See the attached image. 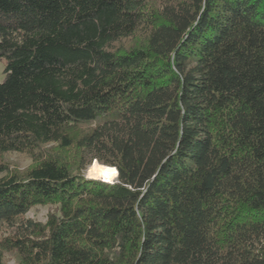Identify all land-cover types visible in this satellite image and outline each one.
Listing matches in <instances>:
<instances>
[{
  "label": "trees",
  "instance_id": "obj_1",
  "mask_svg": "<svg viewBox=\"0 0 264 264\" xmlns=\"http://www.w3.org/2000/svg\"><path fill=\"white\" fill-rule=\"evenodd\" d=\"M0 60V264H264V0H0Z\"/></svg>",
  "mask_w": 264,
  "mask_h": 264
},
{
  "label": "rangeland",
  "instance_id": "obj_2",
  "mask_svg": "<svg viewBox=\"0 0 264 264\" xmlns=\"http://www.w3.org/2000/svg\"><path fill=\"white\" fill-rule=\"evenodd\" d=\"M4 63L5 61L4 60H0V81L4 78V73H3V69H4ZM12 160L13 163H15V165L19 166L20 168H24L26 166H28L30 164V160H27L25 159L24 157L20 156V155H13L11 156L10 158ZM95 162L100 166L102 167V169H104L106 172H108L110 178H111V181L110 183L114 182L115 180H113V176L112 174L106 169L104 168L103 166H101L97 161H94L86 170V177L89 178L88 176V173H89V169L92 165L95 164ZM98 167V168H100ZM90 179H93V178H90ZM94 180H101V179H94ZM102 181V180H101ZM47 212H48V207H37L35 209H33L28 215L31 216V217H34L36 219H39V220H45L46 219V216H47Z\"/></svg>",
  "mask_w": 264,
  "mask_h": 264
},
{
  "label": "bare ground",
  "instance_id": "obj_3",
  "mask_svg": "<svg viewBox=\"0 0 264 264\" xmlns=\"http://www.w3.org/2000/svg\"><path fill=\"white\" fill-rule=\"evenodd\" d=\"M88 176L89 178L93 179H104L107 182L111 181V178L108 176L107 172L102 168H90Z\"/></svg>",
  "mask_w": 264,
  "mask_h": 264
},
{
  "label": "water",
  "instance_id": "obj_4",
  "mask_svg": "<svg viewBox=\"0 0 264 264\" xmlns=\"http://www.w3.org/2000/svg\"><path fill=\"white\" fill-rule=\"evenodd\" d=\"M102 181H104V182H107L106 180H104V179H101ZM110 183V182H109Z\"/></svg>",
  "mask_w": 264,
  "mask_h": 264
}]
</instances>
